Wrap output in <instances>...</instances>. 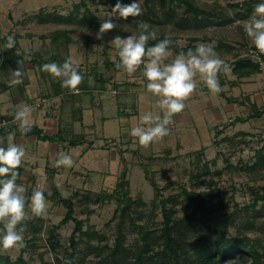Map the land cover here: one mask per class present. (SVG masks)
Segmentation results:
<instances>
[{"label":"rangeland","instance_id":"1","mask_svg":"<svg viewBox=\"0 0 264 264\" xmlns=\"http://www.w3.org/2000/svg\"><path fill=\"white\" fill-rule=\"evenodd\" d=\"M215 1L224 6V14L234 17L236 9L230 5L245 0H197V3L200 5L208 3L215 6ZM255 1L258 3L260 0ZM15 2L16 0H7L6 3L14 4ZM25 2L36 7L34 10L36 14L43 10L46 13L57 10L63 16H67L72 11L73 4L79 0H26ZM159 3L160 1L152 0L151 7L155 9ZM13 4L11 7L6 6L15 10L17 6ZM140 5L143 10L140 15L142 16L149 9L146 8L144 0H140ZM112 7V5L96 4L91 5V10L101 19L117 17L116 24L119 28L130 33L136 32L137 26L134 19L125 20L115 16ZM10 8H8L9 12H11ZM183 10L184 7L178 10V18L182 16ZM84 11L85 9H82L81 12ZM247 20H237L223 27L191 26L188 31H180L173 25L159 27L152 24L151 26L156 36L163 34L177 38L180 47H187L189 38H211L210 43L204 44L216 46L222 40L235 46L239 54L247 58L253 55V48H255L244 31V23ZM39 25L37 21H34L33 25L29 24L27 29L29 34L39 38V36H48L52 33L53 28ZM60 30L61 34L56 33L55 45L61 47L57 55L60 59L56 63L62 65L64 58H71L78 67L83 66V71L90 72L89 83L92 87L99 84L96 82L97 73L103 74L106 78L114 76L113 82L99 85V87H106L104 91L109 93L119 86H122L120 89L122 91L132 90L131 93L136 96L140 110L136 116L123 120L125 118L120 112L134 114L132 106L135 102L132 96H125L127 98L123 99L119 93L112 97L104 95V91H101L102 94L89 95L90 102H94V111L87 113L85 126L81 127L77 124L74 127L75 132L69 134V138L75 134L70 139L76 141L83 140L85 136L86 140L83 141L86 144L83 146L78 142L69 146L65 152L61 151V153H69L72 156L73 165L71 167L54 166L55 160L52 157L49 162L50 166L47 167L48 172L47 168H43L39 173L44 178L46 174V178L41 180L40 184L34 182L35 184L25 185L27 189L25 195L34 189L50 191L51 187H57L62 197L73 199L75 216L85 222L84 227H93L94 230L106 236L107 241H95L94 244L113 246L118 234L120 211H117L116 199L102 203L98 201V195L113 194L123 173L126 172L127 178H125L129 182L130 196L134 200L143 198L146 207L141 210L149 214L154 190L148 178L154 177L160 187L168 185V189L163 192L164 198L176 197L175 205L170 202L168 207L177 211L175 216L177 220L193 212L190 201L183 193L184 189L190 192L207 193L210 194L207 199L209 198L210 203L217 208L214 215L216 219L230 218L233 220L228 229L229 235L240 237L247 234L254 239L264 240V202L254 204L251 191L264 186V60H258L262 67L259 74L239 80L230 66L234 60L233 56L224 52H216L228 66V70L218 73L222 91L218 94L210 92L204 82L197 77L198 86L184 100V109L174 114L167 125L168 135L145 146L139 143L137 137L130 135L131 129L140 123V116L149 111L146 109L147 98L140 95V92L133 91L141 85L146 87L147 82L144 83L139 79V77H144L143 72L138 70L129 75L122 69L120 71L113 68L108 69L105 64L107 59L113 62L117 60V50L113 42L117 35L104 33L102 39H97L96 34L99 29H87L81 27L78 22L71 26L62 25ZM69 30L75 31L73 33ZM35 41L33 48L38 50L42 42L38 44V41ZM69 41L73 43V45L70 44L72 52L66 48L69 46ZM200 43L202 42L195 43V46ZM42 46L45 47L46 44ZM87 46L90 48L87 49ZM87 50L89 54L91 53L89 60L85 58ZM50 54L51 52H48V55ZM174 58L175 55L171 51L166 62H171ZM36 72L39 73V69H36ZM144 80L146 81L145 77ZM157 99L154 96L148 97V100H152L155 105H158ZM140 101L145 103L142 105ZM156 112H161L160 108L157 107L154 113L157 114ZM194 152L201 155L200 161L196 160L198 155H194L196 154ZM154 156L157 158L148 159ZM261 158L263 159L260 160ZM207 171L209 174L206 173ZM48 177L50 179L53 177L51 185H48ZM200 182H205V184ZM86 194H90L88 200L84 198ZM47 201V212L43 216H36L32 212L31 202L25 207L24 238H34L31 232L32 227L40 226L42 229L36 237L35 244L27 247L22 254L28 264H66L63 260L65 250L69 247L68 239L75 225L70 222L57 230L56 236L61 240L62 247L56 252L52 251L47 231L60 224L67 209L56 200L47 199ZM220 202L223 204L221 205ZM158 212L159 215L155 220L159 223L162 217L160 211ZM137 224L140 225L142 222L137 221ZM3 227V222H0V234H2ZM123 228L128 235L127 244H135L133 242L138 238V234L129 220H126ZM85 248L86 244L82 243L78 249ZM0 252L16 260L21 255V248L0 247ZM105 255L107 254L104 253ZM99 260L95 258V255H89L84 264H100ZM76 264H81V262L78 261Z\"/></svg>","mask_w":264,"mask_h":264},{"label":"trees","instance_id":"2","mask_svg":"<svg viewBox=\"0 0 264 264\" xmlns=\"http://www.w3.org/2000/svg\"><path fill=\"white\" fill-rule=\"evenodd\" d=\"M151 1L144 0L146 8L149 9L147 13L135 18L129 16L127 19L133 18L136 26L139 22L144 21L150 25L153 24L159 27L173 25L174 28L180 29V31H188L191 29V26L198 28H210L212 26L223 27L237 20L244 21L249 19L255 6L260 2L245 0L241 3L231 4L230 7L236 9L235 16L231 17L224 14L225 8L218 1H215V6H213L208 3L200 5L197 3V0H157L160 3L155 9L151 7ZM122 2L130 3L129 0H122ZM115 3L116 0H79V2L73 4L72 11L67 16H63L57 10L50 13H46L43 10L39 13V19L42 23L71 26L78 22L81 27L91 30L92 28L99 29L103 20L108 18L101 19L94 14L91 10V5L101 4L104 6H114ZM182 7H184L183 14L178 18L177 12ZM82 9H85L83 13L81 12ZM111 19L115 24L117 23V17H111ZM69 31L74 33L75 30ZM65 34L67 33L65 32ZM106 34L126 37L132 33L122 30L116 24V27L107 31ZM14 35L16 44L10 49L5 47L7 36L0 39V44L3 45L1 57L3 58L4 64L16 66L20 70L29 63L39 65L40 62L42 64L58 62L60 59L57 56L58 53L48 55L47 53L44 54L40 51L33 50L25 53L20 46V37L17 34ZM164 38H168L171 41L169 48L175 56L181 51L187 52L190 49H194L196 47L195 43L197 42H211V38L193 37L189 38V45L183 48L179 46L177 38L161 34L156 36V39L149 40L148 45L155 44ZM68 44L70 45L72 43L69 41ZM212 47L215 52H224L233 56L234 60H232L230 66L239 80L251 78L261 72L262 67L258 60H264V55L256 48H253L255 51H253V55L243 58L235 46L227 44L222 40L216 46ZM67 59L64 58L63 62ZM118 60L119 57L114 62L107 59L105 61L106 67L120 71L121 68L117 66ZM78 71H80L84 78L77 87L80 91L86 94L88 93L89 95H93L94 93L102 94L101 91H104L106 87L100 88L99 85H105L114 81V76H108L109 78H106L103 74L96 72L98 74L96 75V82L99 84L98 86L92 87L89 83L90 72L83 71L82 67H78ZM52 89L56 95H63L67 99L76 97L75 91H70L68 88L62 87L60 81L55 82L52 85ZM120 113L128 117L132 116L131 113ZM81 120L82 118H80ZM17 126H12L13 129L16 128V133L27 137L35 136L44 142L67 143L69 146H73L78 142L79 144L83 143L84 140V138L81 141L70 139L75 134L67 138L66 135H68L69 130L64 129H60L57 134L50 136L45 134L42 129L31 127L30 132L22 134L20 128H17ZM194 155H198L196 156V160L200 161L201 155L198 152ZM155 158L157 157H149L148 159L153 160ZM18 172L19 178L17 183H20V173L22 170L18 168ZM206 173L209 174V171ZM125 177L127 178L126 172L123 173L122 179L119 181L117 189L113 194L98 195V201L102 203L107 200L116 199L117 211H120L121 218L118 224V234L113 246H109L108 244L104 246L94 244L95 241H107V238L105 235L94 230L93 227L89 226L85 228V222L76 218L73 199L62 197L58 188L54 186L51 187L50 191H44L46 199L51 201L56 200V202L61 203L67 209L66 215L60 224L47 231L49 234L48 241L52 251L56 252L58 248L62 247L61 240L56 236L57 230L70 222H73L75 225L72 235L68 239L69 247L65 250V258L63 260L66 264H76L78 261L84 264L89 255H95V258H99L100 264H264V240L261 238L254 239L247 234H243L240 237H232L229 235L228 229L231 223H233V220L230 218L224 220L216 219L214 215L217 212V208L210 203L209 198L207 199V196L209 195L208 197H210V194L190 192L184 189L183 193L190 201L193 212L177 220L175 217L177 211L174 208L171 209L168 207L170 202L175 205L176 197H163V192L168 189V185L160 187L154 177L148 178L154 190V198L151 201V210L148 214L144 210H141L143 207H146V202L143 198L140 197L134 200L130 196L129 182ZM49 180V185H51V181ZM200 183L205 184V182ZM32 191H29L26 197L30 198ZM251 191L255 201L254 204L264 202V186ZM84 198L88 200L90 194H86ZM29 203L30 199L26 200L25 207ZM220 204L222 205L223 203L220 202ZM158 211H160L162 217V221L159 223L155 220L159 215ZM126 220L130 221V224L138 234V238L133 242L135 244H127L128 235L123 228ZM137 221L142 222V224H137ZM41 231L40 226L32 227L31 232L34 238H25V246L21 248V255L16 260H13L10 255L0 252V264H28L22 254L27 247L35 244L36 237ZM82 243L86 244V248L78 249ZM104 253L107 255L104 256Z\"/></svg>","mask_w":264,"mask_h":264},{"label":"clouds","instance_id":"3","mask_svg":"<svg viewBox=\"0 0 264 264\" xmlns=\"http://www.w3.org/2000/svg\"><path fill=\"white\" fill-rule=\"evenodd\" d=\"M115 16L127 19L135 18L142 14L140 0H131L123 3L116 0L112 7ZM116 27L111 18L103 20L96 36L102 39L103 34ZM244 31L252 41L255 48L264 53V0L255 6L249 19L244 23ZM156 39V32L148 22L141 21L137 24V31L126 36H115L113 39L117 55V66L129 75L138 70L143 72L146 78L145 90L157 97V104L162 114H154L146 111L140 116V123L133 127L130 135L137 137L141 145L147 146L150 142L168 135L167 125L173 115L180 113L184 107V100L197 88V77L204 82L210 92L218 94L222 91L218 73L228 70L225 61L219 57L210 44L200 43L194 49L176 54L174 60L166 62L171 49V41L168 38L148 45L149 40ZM16 44L14 34L6 38V48H13ZM143 65V67H141ZM42 69L55 77H62V87L70 91H79L78 85L83 76L78 71V65L71 58L63 64L56 62L44 63ZM16 79L13 84L21 83V72L14 71ZM31 106L25 105L16 111L15 119L19 123L22 134L31 131L32 120L30 117ZM14 138V133L9 134V141ZM25 148L18 143L0 145V222H3L2 234H0V247L22 248L25 246L23 232L25 225L26 200L30 199L32 212L36 216H43L47 212L48 201L43 190L34 189L30 198L26 197L27 189L23 184L17 183L19 178L18 168L23 162ZM72 156L69 153H60L54 161V166L71 167Z\"/></svg>","mask_w":264,"mask_h":264},{"label":"crops","instance_id":"4","mask_svg":"<svg viewBox=\"0 0 264 264\" xmlns=\"http://www.w3.org/2000/svg\"><path fill=\"white\" fill-rule=\"evenodd\" d=\"M25 1L26 0H16L14 4H7V0H0V39L7 36L9 33L17 34L20 37L19 41L21 49L25 53H28L30 50L40 51L44 54H48V52H51V54L60 53L59 50L61 47L55 45V43L57 40L56 33L61 32L60 27L62 25L55 23H42L39 19V14L34 12L36 7H32L30 3L26 4ZM12 4L17 6L15 10L10 8ZM6 5H9L10 7H7ZM8 8H10L11 12H9ZM34 21L39 22V26L41 27L44 26L45 28H53L52 33L48 36H39V38L38 36L29 34L27 29L29 28V24H34ZM35 40L38 41V44L40 41L42 42L41 46L38 47V50L33 48L36 44ZM24 42H26V44H24ZM27 42L29 43L27 44ZM42 44H46V46L43 47ZM71 45H73V43ZM71 45L66 47L68 50H70V52H72V47H70ZM89 48L90 47L87 46V49ZM2 50L3 45L0 44V145L6 147L8 143L12 142L18 143L25 148V156L21 166H19V168L22 170L20 173V184L29 186L34 182L39 183L41 180L46 178V174L45 178L44 176H41L42 174L39 175L41 170L50 166L49 162H51L52 157L54 160L58 159L61 151L65 152L69 145L67 143L62 145L55 142H44L35 136L27 137L16 133V128L13 129L12 127L15 123H17V128H19V123L15 119L16 111L22 109L25 105H30L32 127L42 129L45 134L50 136L57 134L60 129L69 130L68 135H66L67 138H69L70 132H75L74 127H76L77 124H80L81 127H83V125L85 126L86 115L94 109V102H90L89 94H86L80 90L75 91L76 97L73 98L67 99L63 95H56L52 89V85L55 84V82L57 83L61 81L63 78L55 77L48 71L43 70V64L41 62L39 65L29 63L27 66L22 67L19 70L22 74L21 77H19V79H21V83L13 84V79L17 78L14 75V71L17 70V67L4 64L3 58L1 57ZM90 56L91 53L89 54V50H87L85 58L89 60ZM36 69H39V73L36 72ZM139 79L144 83L147 82L144 80V77H139ZM144 83L143 85H145ZM121 87L122 86H119V88L113 91L110 90V93L105 91L104 95H111L114 97L119 93V95H121L120 97L123 99H126L128 96H132L135 102V104L132 106L134 109V114L132 116H136L139 114L138 110H140V107L136 102V96L131 93L132 90H129L128 92H126V90L122 91L120 90L122 89ZM145 88L146 87L141 85L134 88L133 91H138L140 92V95L147 98L145 101L147 106L146 109L154 113L155 109L157 107L159 108V106L155 105L152 100H148V97L151 98L153 95L146 91ZM145 102L140 101L142 105ZM187 103L189 104L188 101ZM37 104H40V106ZM101 107H103L102 103ZM157 114L162 113L158 112ZM131 117L123 115V118H125L123 120ZM80 118H82L81 121ZM3 122H7L8 126H3ZM10 133H14V138L11 141H9ZM83 138L86 140L85 136ZM82 144L84 146L86 142L83 141ZM52 179L49 181L52 182ZM49 184L50 182H48V185ZM34 188H37V186H34Z\"/></svg>","mask_w":264,"mask_h":264},{"label":"built area","instance_id":"5","mask_svg":"<svg viewBox=\"0 0 264 264\" xmlns=\"http://www.w3.org/2000/svg\"><path fill=\"white\" fill-rule=\"evenodd\" d=\"M38 106H40V104H37ZM17 123H15L14 125H16ZM3 126H8L7 122H3L2 124Z\"/></svg>","mask_w":264,"mask_h":264}]
</instances>
